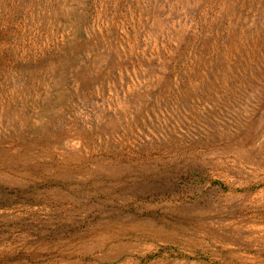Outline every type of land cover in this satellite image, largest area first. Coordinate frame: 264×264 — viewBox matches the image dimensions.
Masks as SVG:
<instances>
[{
    "label": "rangeland",
    "instance_id": "obj_1",
    "mask_svg": "<svg viewBox=\"0 0 264 264\" xmlns=\"http://www.w3.org/2000/svg\"><path fill=\"white\" fill-rule=\"evenodd\" d=\"M0 264H264V0H0Z\"/></svg>",
    "mask_w": 264,
    "mask_h": 264
}]
</instances>
